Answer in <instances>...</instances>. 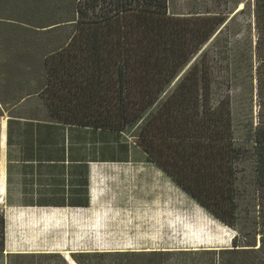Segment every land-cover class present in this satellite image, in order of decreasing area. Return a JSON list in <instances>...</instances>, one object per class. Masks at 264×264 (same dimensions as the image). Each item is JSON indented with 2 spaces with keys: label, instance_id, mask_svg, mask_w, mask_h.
<instances>
[{
  "label": "trees",
  "instance_id": "16d2710c",
  "mask_svg": "<svg viewBox=\"0 0 264 264\" xmlns=\"http://www.w3.org/2000/svg\"><path fill=\"white\" fill-rule=\"evenodd\" d=\"M235 2L180 11L171 0H0V129L7 119L8 155L12 129L21 124L38 136L55 125L118 136L133 130L134 145L150 162L231 228L240 153L232 98H214L211 64L231 57V77L241 70L251 77L255 227L237 231L230 248L77 254V264H264V0ZM239 16L246 17L247 42L233 50L232 38L220 37ZM209 44L218 45L215 56ZM46 144L38 138L36 151ZM129 146L123 144L124 154ZM34 149L30 138L21 151ZM3 232L0 213V251ZM52 258L66 264L60 256L45 263Z\"/></svg>",
  "mask_w": 264,
  "mask_h": 264
},
{
  "label": "crops",
  "instance_id": "0c3cea01",
  "mask_svg": "<svg viewBox=\"0 0 264 264\" xmlns=\"http://www.w3.org/2000/svg\"><path fill=\"white\" fill-rule=\"evenodd\" d=\"M30 129L35 128L25 124L13 127L8 155L7 119L1 123L0 213L4 232L0 264H46L44 258L52 256L69 264L64 254L77 264L73 259L77 254L168 251V246L154 245L156 229L148 227H162L160 234L167 243L170 220H182L183 212L190 209L195 220L206 216L201 205L189 206L191 196L166 173L168 179L161 177V182L165 181L166 191L174 198L168 205L151 202L148 197L157 188L156 172H120L123 165L154 164L145 154L143 160L133 159L131 145L128 154H108L110 147L117 152L121 145L123 150V134L66 125L44 128L50 133L39 136L24 133ZM30 138L34 153H22ZM38 138L47 143L39 152ZM125 183L139 200L134 203L133 226L140 231L137 236L142 241L136 246L125 245L129 241L126 209L118 205L111 212L105 197L107 190L119 189ZM72 242L85 245L72 250ZM47 264H55V260Z\"/></svg>",
  "mask_w": 264,
  "mask_h": 264
},
{
  "label": "rangeland",
  "instance_id": "374dc122",
  "mask_svg": "<svg viewBox=\"0 0 264 264\" xmlns=\"http://www.w3.org/2000/svg\"><path fill=\"white\" fill-rule=\"evenodd\" d=\"M204 1L211 2L212 0H171L170 6L180 11L188 9H202ZM235 3V0H228V6L230 8L235 7ZM245 20V16H239L234 23L229 25L227 32H224V34L220 37V40L223 38H232L230 41L232 44L231 48L233 50H242L245 48L247 42V28ZM238 31L243 35L235 38L233 35ZM221 44L224 43L222 42ZM217 46V44H209L206 46V51L210 56H215ZM222 56L223 55L220 54V57ZM211 65L214 79V98L216 99L221 95L227 94V92L230 93L232 98L231 109L233 119V138L234 144L239 149L240 153L234 163L237 179V221L235 227L231 228L216 219L207 210H205L206 216L204 218L195 220L190 209L189 211L183 212L182 220L173 219L169 221L170 227H168L167 243L163 242V237L160 234V229L162 227H148L151 231L156 229V241L154 245L156 244L158 247L168 246V251L215 249L216 247L217 249L230 248L231 241L233 237L237 235V231H244L248 228L252 229L255 227L257 207L255 187L253 183L252 142L248 140L251 134V127L254 124L256 110L251 77L247 75L246 70H241L237 77L232 78L231 71L236 68V65H234V63L232 64L231 57L228 60L219 59L218 61H213ZM133 135V130L126 132L120 139V142L132 146L131 154L132 156H135L133 159H142L143 153L137 149L135 145H133ZM112 153L121 154L123 153V150L119 147L116 152L110 147L108 154ZM119 170H121L120 172L127 173L131 171H140L142 173H146L147 175H152L153 172H156L157 188L155 193L150 192L148 197L151 202L156 201L157 204L166 203V205H168L173 202L174 198H172V196L170 198L168 192L166 191L168 185L164 184L165 181L161 182V177L168 179V176L154 164L123 165L119 166ZM128 186L129 185L125 183V185L119 189L111 188L107 190L105 197L107 198V204L111 212L113 211L112 209H116L118 205L126 209L125 214L127 215L129 224V226L126 227V237L129 241L125 245L136 246L142 241L137 236V233L139 235L140 231L133 226V213H136L134 203H138L139 200L137 199L138 196L136 197V192ZM187 203L192 208H200V204L191 197H188ZM143 228L145 230L148 229L146 226ZM143 228H140V230ZM209 238L210 240L212 239V242L214 241L216 243L225 241L226 244L223 246H217L218 244H215L216 246H210L208 243ZM84 245L85 244L81 242H72L70 248L72 250H76Z\"/></svg>",
  "mask_w": 264,
  "mask_h": 264
},
{
  "label": "bare ground",
  "instance_id": "6f19581e",
  "mask_svg": "<svg viewBox=\"0 0 264 264\" xmlns=\"http://www.w3.org/2000/svg\"><path fill=\"white\" fill-rule=\"evenodd\" d=\"M242 7H243V4H240V6L238 7L237 11H239V10L241 11Z\"/></svg>",
  "mask_w": 264,
  "mask_h": 264
}]
</instances>
